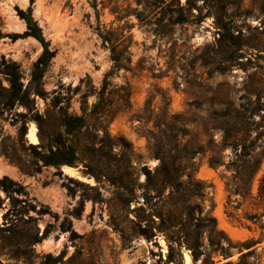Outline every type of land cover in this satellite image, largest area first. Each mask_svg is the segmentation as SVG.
I'll return each mask as SVG.
<instances>
[{
    "label": "rangeland",
    "instance_id": "rangeland-1",
    "mask_svg": "<svg viewBox=\"0 0 264 264\" xmlns=\"http://www.w3.org/2000/svg\"><path fill=\"white\" fill-rule=\"evenodd\" d=\"M19 9L30 10L54 55L34 108L0 113V180L21 187H0V264H173L155 229L168 179L153 154L173 136L191 156L180 181L194 169L200 184L182 219L211 227V210L228 252L211 264H264V0H0L4 87L11 66L30 86L42 51ZM66 103L68 113L91 114L75 134L77 160L44 166L29 144L64 131ZM261 155L250 182L243 165ZM175 262L192 264L190 251Z\"/></svg>",
    "mask_w": 264,
    "mask_h": 264
},
{
    "label": "trees",
    "instance_id": "trees-1",
    "mask_svg": "<svg viewBox=\"0 0 264 264\" xmlns=\"http://www.w3.org/2000/svg\"><path fill=\"white\" fill-rule=\"evenodd\" d=\"M29 1L31 3L33 0ZM17 13L25 22L26 34L39 41L42 46V51L33 63L31 79L29 81L30 86H23L19 79V74L13 66L6 71L7 86L4 87L0 84V113L14 107L15 105H20L26 110L34 108V101L31 94L40 93V80L46 66L54 55V51L49 48L48 42L44 40L36 21L31 17L30 10L28 9L26 11H22L19 9ZM108 75L109 74H106L104 76V84ZM60 92H57L53 97L54 105L60 102ZM68 109L69 103L59 107V119L61 124L64 126L63 132L55 133L49 137H40V141L38 143L29 144L31 148L40 149V152L37 153V158L44 166L72 165L77 160L78 139L75 134L86 125L87 119H89L91 114L86 113L83 108L81 109V114L68 113ZM93 111L94 113L99 112L97 110V103L93 104ZM25 131L26 127L24 123L18 126L17 133L19 136H23ZM92 143L93 142L91 141V144ZM185 150L186 146H184L181 139L176 136L171 137V140H169L168 143H162L161 145L155 146L153 150L154 156L159 160L156 170L159 174L164 175L168 179L167 195L164 196V199L162 200L164 204L156 213L159 223L155 229L157 232L164 234L167 242L168 249L165 258L166 263L172 262L175 264L177 253L184 247L190 251L192 264H211L212 254L220 252L222 256L226 257L228 256V252L222 245L221 239L216 236V224H214V218L211 216V210L207 211L206 216L204 215V217H206L205 219L213 222L211 227L206 223H203L202 225H198L196 223L188 224L182 219L183 214H191L192 208L190 207V203H193L197 196H201L199 193L200 191H196L197 189L195 188L196 186L199 188L200 184L199 181L195 179L194 169L187 174L186 182L180 181L181 173L184 170V164L186 160L191 158V156L183 154ZM3 154L11 159L7 153L3 152ZM249 154L250 152L248 151L246 153L240 152L238 155L245 156ZM235 155H237V153ZM262 157L263 155H261L259 159H254L252 163L246 162L243 165L249 174L250 182L253 180L255 174L260 168ZM9 184L17 185V189L21 188L20 185L11 181L6 176L0 180L1 188H6ZM17 189L14 191L17 192ZM263 192L264 176H262L258 185V195H262ZM186 194L189 197L184 199ZM81 205L82 204L80 203L79 206ZM199 207L201 213L202 207L200 205ZM205 228L207 230L208 228H211L209 229L208 235V249L204 245L202 235V230ZM141 230L144 236L148 239L155 236L153 230ZM71 235H74V233L71 232ZM225 239L229 246V239L226 237ZM252 254V251H246L245 253L240 254L239 259H244L246 256H250ZM60 255L52 257L49 253H47L44 257L46 259L56 261ZM200 256H202L203 259L197 263ZM40 264H45V262L43 261Z\"/></svg>",
    "mask_w": 264,
    "mask_h": 264
}]
</instances>
